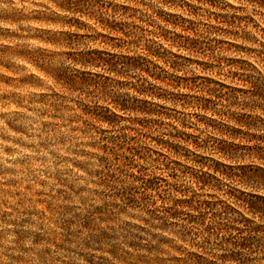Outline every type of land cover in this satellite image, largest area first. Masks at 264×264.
I'll use <instances>...</instances> for the list:
<instances>
[{
    "label": "clouds",
    "instance_id": "obj_1",
    "mask_svg": "<svg viewBox=\"0 0 264 264\" xmlns=\"http://www.w3.org/2000/svg\"><path fill=\"white\" fill-rule=\"evenodd\" d=\"M0 264H264V0H0Z\"/></svg>",
    "mask_w": 264,
    "mask_h": 264
}]
</instances>
